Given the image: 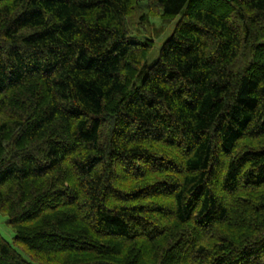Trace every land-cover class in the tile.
Returning a JSON list of instances; mask_svg holds the SVG:
<instances>
[{"label": "trees", "instance_id": "16d2710c", "mask_svg": "<svg viewBox=\"0 0 264 264\" xmlns=\"http://www.w3.org/2000/svg\"><path fill=\"white\" fill-rule=\"evenodd\" d=\"M0 213V264H264V0H0Z\"/></svg>", "mask_w": 264, "mask_h": 264}, {"label": "rangeland", "instance_id": "374dc122", "mask_svg": "<svg viewBox=\"0 0 264 264\" xmlns=\"http://www.w3.org/2000/svg\"><path fill=\"white\" fill-rule=\"evenodd\" d=\"M141 4H146L145 1H142ZM177 19H175L173 22H171L170 24L166 25L165 31L163 32V34H161L158 38L155 39L154 41V45L152 47V49L149 52L148 58H147V63L148 65H150L151 63H153L157 57H158V53H159V49L162 45V43L169 37V35L171 34V32L173 31V28L175 26ZM154 25H158L160 24V19L156 18L153 20ZM132 32L134 34H138L137 31H135V29L131 28ZM145 34V33H144ZM0 233L1 235L9 242L12 243L14 235H15V231L14 229L7 223V216L3 213H0ZM15 249L26 259L29 260L28 255L24 252L22 246L20 245H16Z\"/></svg>", "mask_w": 264, "mask_h": 264}]
</instances>
